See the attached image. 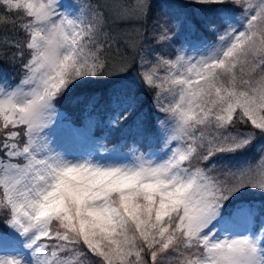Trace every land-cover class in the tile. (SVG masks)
Instances as JSON below:
<instances>
[{"label":"snow or ice","instance_id":"1","mask_svg":"<svg viewBox=\"0 0 264 264\" xmlns=\"http://www.w3.org/2000/svg\"><path fill=\"white\" fill-rule=\"evenodd\" d=\"M192 2L204 17L156 20L142 54L117 74L134 72L145 91L120 107L111 92L80 90L108 73L103 13L86 20L78 0H0V240L11 230L32 256L0 264H264V226L255 237L217 238L216 229L237 192L264 191V170L209 176L214 157L264 136V0ZM151 5L141 0L142 18ZM201 28L213 43L177 44L181 31ZM134 113V139L96 136ZM146 141L165 155L143 151Z\"/></svg>","mask_w":264,"mask_h":264},{"label":"trees","instance_id":"2","mask_svg":"<svg viewBox=\"0 0 264 264\" xmlns=\"http://www.w3.org/2000/svg\"><path fill=\"white\" fill-rule=\"evenodd\" d=\"M136 0H78L84 6L85 19H91L95 12L99 11L103 13L104 26L101 40H103L106 46L103 49L102 60L108 66V73L106 76L97 78H89L86 83L80 85L81 91L94 92L102 98L107 93L111 92L120 101V107L124 106L129 96L136 95L134 92L137 88L139 92L142 91L143 97L145 91L140 85L139 81L135 78L134 72L130 71L123 75H117L122 72L121 67L125 64L132 62L142 54L141 48L146 46L145 38L151 35L154 30V24L156 20L175 22L177 19L188 15L196 19H201L205 14L200 12L201 6L195 3L181 2V5L176 6L174 0H152V5L148 17L142 18L135 5ZM183 3V4H182ZM185 6V8L183 7ZM234 13L241 14L240 10H236ZM0 15H4L0 12ZM208 20L215 22L216 18L213 16H207ZM240 18V17H238ZM243 23V24H242ZM244 25V21L241 22ZM222 30V29H221ZM0 31H3V26H0ZM9 31H11L9 27ZM181 31L177 36V44L183 43ZM190 35L185 38L187 41L193 40L195 37H204L207 43L211 44L215 41L216 36L214 33L207 31L205 28H201V32L193 34L188 32ZM19 38V37H18ZM135 67V66H134ZM159 73V72H158ZM4 75L10 79H17L20 76L18 69L13 68L11 65L5 63ZM150 97V94H148ZM153 109V113H154ZM135 113L129 118V121L121 128L111 129L105 126L98 130L100 136L107 133L109 136V143H119L121 139H134L135 135L132 136L131 131ZM208 134V133H207ZM210 138V136H209ZM260 138V137H259ZM262 139V138H261ZM259 139V141L261 140ZM256 141L248 147L246 150L235 153V154H221L214 157L210 164H216V168L210 171V174L218 175L225 174L220 180H224L227 177L225 169L237 170L247 165H255L258 171L263 170L264 164L261 163L260 150H255ZM155 143H148L147 141L141 145L143 151L147 152ZM256 143V144H255ZM159 147V146H158ZM257 153L254 156V153ZM242 161V163H241ZM192 163L197 167L205 166L203 163L193 160ZM259 194H264L260 192ZM257 200L260 204V215L264 214V195H254L249 193L237 192L230 201L225 205L224 213L230 211L234 205L241 201ZM17 233L11 230H5L4 236L16 237ZM169 264H176V259L170 258Z\"/></svg>","mask_w":264,"mask_h":264},{"label":"rangeland","instance_id":"3","mask_svg":"<svg viewBox=\"0 0 264 264\" xmlns=\"http://www.w3.org/2000/svg\"><path fill=\"white\" fill-rule=\"evenodd\" d=\"M176 3V6L181 5V2H187V3H193L192 0H174ZM141 3V0H136L135 5L138 10V5ZM253 3H255V0H253ZM183 4V3H182ZM185 8V6H183ZM72 11V10H69ZM243 18H238V15L233 14V23L238 27L242 28L243 23L241 24ZM190 34L184 30L182 32V38H183V43H185V38L188 37ZM198 40L194 39L191 41H187L185 43L190 47V51H196V50H202V43L197 42ZM239 67V66H238ZM123 67H121L122 69ZM160 74V70H157ZM245 71H247V68H245ZM138 89L135 88L134 92L139 93V95L143 98L142 91L139 92L137 91ZM135 134L133 133L132 136ZM206 135H208L206 133ZM100 136V132L98 135ZM262 138V139H261ZM259 139H261L259 141ZM159 143V142H158ZM257 143V144H256ZM255 144V150H260L262 146H264V136L260 137L257 139V142ZM160 144V143H159ZM177 144L181 147H183V141H177ZM157 146V144L154 145V147ZM157 149V148H156ZM156 152L158 155L161 157L165 155L164 153L160 152V149L158 150H151ZM262 153V152H261ZM256 152L254 153V156H256ZM242 163V161H241ZM261 163L264 164V160H261ZM200 167V168H204ZM258 168L256 167V175L255 179H259L261 176V170L258 171ZM264 170V168H263ZM209 176L214 179H218L216 175H212L209 172ZM219 180L225 177V174L218 175ZM241 192L249 193V194H254V195H264V194H259L260 192L264 193V191H261L256 188L252 187H245L240 190ZM232 202V201H229ZM254 203L252 202H239L235 205L232 213H224L222 219L216 224V229H217V238H223L225 236H244V235H251L255 237L259 231V228L261 226H264V214L259 217L260 209L254 207ZM4 256H16V257H22L26 262H30L32 260L31 252L24 247V238L20 237L18 234L16 237H9L6 236L2 240H0V257ZM170 260V258H169ZM169 264V263H168Z\"/></svg>","mask_w":264,"mask_h":264}]
</instances>
